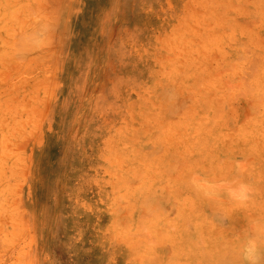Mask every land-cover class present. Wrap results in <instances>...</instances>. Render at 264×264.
I'll use <instances>...</instances> for the list:
<instances>
[{
    "label": "rangeland",
    "instance_id": "1",
    "mask_svg": "<svg viewBox=\"0 0 264 264\" xmlns=\"http://www.w3.org/2000/svg\"><path fill=\"white\" fill-rule=\"evenodd\" d=\"M0 264H264V0H0Z\"/></svg>",
    "mask_w": 264,
    "mask_h": 264
}]
</instances>
